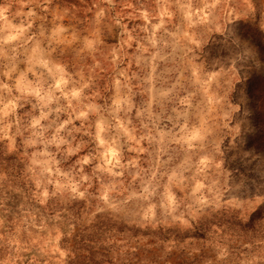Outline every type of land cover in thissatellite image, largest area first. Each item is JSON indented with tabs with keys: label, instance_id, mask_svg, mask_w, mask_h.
<instances>
[{
	"label": "clouds",
	"instance_id": "clouds-1",
	"mask_svg": "<svg viewBox=\"0 0 264 264\" xmlns=\"http://www.w3.org/2000/svg\"><path fill=\"white\" fill-rule=\"evenodd\" d=\"M0 264H264V0H0Z\"/></svg>",
	"mask_w": 264,
	"mask_h": 264
}]
</instances>
